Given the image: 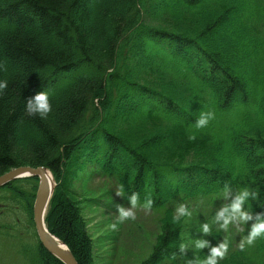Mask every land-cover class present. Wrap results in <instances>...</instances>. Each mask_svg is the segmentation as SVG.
I'll return each mask as SVG.
<instances>
[{
  "label": "trees",
  "instance_id": "trees-1",
  "mask_svg": "<svg viewBox=\"0 0 264 264\" xmlns=\"http://www.w3.org/2000/svg\"><path fill=\"white\" fill-rule=\"evenodd\" d=\"M0 64V176L51 171L46 224L78 264L94 262L84 201L100 203L86 200L80 180L122 185L119 200H106L116 214L133 194L139 209L152 199L161 235L142 264H183L193 239L220 243L219 223L200 230L214 217L199 206L231 203L242 187L257 193L246 207L264 212V0H0ZM41 91L52 104L46 119L25 112ZM206 109L215 119L196 130ZM37 188L25 178L0 189L3 237H36ZM182 203L193 215L174 220ZM21 248L28 264H63L39 242ZM219 264H264V238Z\"/></svg>",
  "mask_w": 264,
  "mask_h": 264
},
{
  "label": "rangeland",
  "instance_id": "rangeland-1",
  "mask_svg": "<svg viewBox=\"0 0 264 264\" xmlns=\"http://www.w3.org/2000/svg\"><path fill=\"white\" fill-rule=\"evenodd\" d=\"M76 188L86 197V200L91 198L100 200V207H96L94 203L89 204L88 201H84L83 205V220L86 221L88 234L94 245L93 264H142L145 262L161 235L160 217L152 211L136 208L134 210L136 218L119 223L114 230L110 225L117 222L118 214L107 206L114 208L108 201L119 200L120 195L115 194L116 186L103 178L94 181L80 180L76 182ZM226 204H229L228 199L225 202H212L207 206H199L201 216L205 220L213 218L215 213ZM23 221H25L24 218ZM189 223L188 220L187 224ZM208 223L211 224V222ZM251 224L252 221H249L247 225H232L227 231L218 226L217 231L222 234L220 242L227 239L229 243L228 253L238 249L240 239L247 234ZM214 226H217V223H214ZM27 227L26 223L22 222L20 229H28ZM21 233L22 235L14 234L13 238L3 237L0 233V264H27L23 262L25 259L20 253L21 246L36 245L37 242L29 229L28 234H24V231ZM204 257L198 255L196 249L191 247L183 264L189 259ZM181 263L182 260L178 264Z\"/></svg>",
  "mask_w": 264,
  "mask_h": 264
},
{
  "label": "clouds",
  "instance_id": "clouds-1",
  "mask_svg": "<svg viewBox=\"0 0 264 264\" xmlns=\"http://www.w3.org/2000/svg\"><path fill=\"white\" fill-rule=\"evenodd\" d=\"M3 70V64H0V71ZM108 73L115 71L114 68L108 67ZM8 82L6 80H0V92L7 88ZM52 111V104L50 102L49 93L47 91H41L33 96L27 98L25 102V112L28 116L38 115L42 119H46ZM215 119V112L211 109L201 110L199 115L195 119V123L192 127L196 130L206 128L212 120ZM190 140L196 139V133L190 132ZM230 188L226 185L223 195L227 198ZM124 189L121 185L116 189V195H123ZM257 196L256 192L251 191L247 187L240 188L239 192L231 199V203L224 205L217 213H215L214 220L212 223H204L201 226V231L204 234H209L212 230L213 223H219L220 229L227 231L232 225H247L249 221H254L251 224L250 229L247 231L246 235H243L239 241V249L244 251L246 247L254 245L258 238H264V212L253 213L250 207H246L248 202ZM130 207L118 206L117 222L110 225L112 229H116L118 224L128 220L135 219V209L138 206L139 197L137 194H133L129 197ZM152 199H146L143 203V207L146 210L152 208ZM193 215L192 211L186 204H180L175 210L174 220H178L181 217L190 218ZM193 244L196 249L209 248L208 254L203 258L189 259L185 261V264H219L220 260H223L229 250V243L227 239L218 243L215 246H211L210 242L206 239H193ZM180 252L184 253L187 249L186 244H181L179 246ZM173 259H176L173 255Z\"/></svg>",
  "mask_w": 264,
  "mask_h": 264
},
{
  "label": "water",
  "instance_id": "water-1",
  "mask_svg": "<svg viewBox=\"0 0 264 264\" xmlns=\"http://www.w3.org/2000/svg\"><path fill=\"white\" fill-rule=\"evenodd\" d=\"M49 173V170L43 167L15 168L0 176V188L16 180L32 177L38 178L39 185L33 205V220L38 238L45 250L55 259L64 264H78L70 250L57 238L51 235L46 226L45 219L55 189L54 180L49 179Z\"/></svg>",
  "mask_w": 264,
  "mask_h": 264
}]
</instances>
